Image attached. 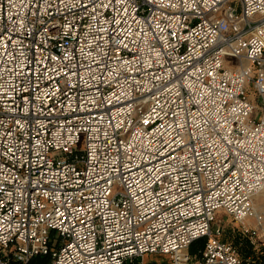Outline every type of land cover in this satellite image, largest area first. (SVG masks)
Segmentation results:
<instances>
[{"label": "built area", "instance_id": "1", "mask_svg": "<svg viewBox=\"0 0 264 264\" xmlns=\"http://www.w3.org/2000/svg\"><path fill=\"white\" fill-rule=\"evenodd\" d=\"M261 191L264 0H0V264H243Z\"/></svg>", "mask_w": 264, "mask_h": 264}, {"label": "rangeland", "instance_id": "2", "mask_svg": "<svg viewBox=\"0 0 264 264\" xmlns=\"http://www.w3.org/2000/svg\"><path fill=\"white\" fill-rule=\"evenodd\" d=\"M248 93L250 96V99H252L254 102L256 101L255 95L253 94V91L251 89H248ZM258 197V198H257ZM253 203H257L260 208L259 211L264 213V201H262L261 195L255 196L253 199ZM220 225L223 228V233L221 235L222 239H225L229 241L234 248L240 253L239 248V236L240 235V225L233 220L229 215L225 214L223 211L217 213V219L213 223V226ZM259 239L257 238V242H262L261 244H258L257 249H255V252L257 254H260L261 252L264 253V232L262 234H259ZM243 237V236H242ZM206 240V237H201L197 240H195L189 247H188V253L190 256V262H193L196 257L199 254V249H201L204 245V242ZM238 240V241H237ZM261 253V254H262ZM144 264H170V259L167 255L164 254H147L143 257Z\"/></svg>", "mask_w": 264, "mask_h": 264}, {"label": "trees", "instance_id": "3", "mask_svg": "<svg viewBox=\"0 0 264 264\" xmlns=\"http://www.w3.org/2000/svg\"><path fill=\"white\" fill-rule=\"evenodd\" d=\"M238 243L240 245L239 251L243 264H264V253L257 254L254 245L248 238L239 236Z\"/></svg>", "mask_w": 264, "mask_h": 264}, {"label": "bare ground", "instance_id": "4", "mask_svg": "<svg viewBox=\"0 0 264 264\" xmlns=\"http://www.w3.org/2000/svg\"><path fill=\"white\" fill-rule=\"evenodd\" d=\"M259 195H261V197H262V201H264V191H261V192H259V193H257L255 196H259ZM254 196V197H255ZM254 197H253V199H254ZM258 198V197H257ZM254 204V203H253ZM258 204L257 203H255V205H254V208L258 211V210H260V209H262V208H260L259 206H257Z\"/></svg>", "mask_w": 264, "mask_h": 264}]
</instances>
